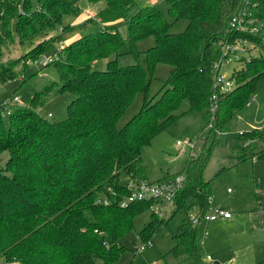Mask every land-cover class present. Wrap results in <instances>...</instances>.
I'll return each instance as SVG.
<instances>
[{"label":"trees","instance_id":"trees-1","mask_svg":"<svg viewBox=\"0 0 264 264\" xmlns=\"http://www.w3.org/2000/svg\"><path fill=\"white\" fill-rule=\"evenodd\" d=\"M79 1L0 0V40L10 36L12 22L24 45L45 38L63 26L65 16L75 15ZM104 1L106 7L98 13L103 29L76 38L65 47L63 57L50 64L58 68L60 83L37 93L32 108L15 107L8 115V127L0 106V161L4 153L9 155L5 164L0 163V264H117L127 252L122 241L134 231L136 218L153 204L121 207V200L130 195L122 176L131 182L148 181L143 151L179 121L185 102L190 112L202 117L203 130L212 123L213 70L222 56L218 26L223 10L230 17L241 0H166L174 21H188L180 33L171 32L172 23L158 6L141 7L130 15L136 0ZM253 3L255 18L264 21V0ZM122 21L128 27L127 40L118 29ZM150 37L155 45L143 53L146 67L140 62L121 63L124 56L135 53L138 42ZM236 37L258 44L261 55L244 58L231 75L235 87L219 92L211 130L215 134L230 130L264 78V38L249 33ZM59 39L52 37L36 47L35 57L55 50ZM102 61L105 69L98 67ZM160 64L168 65L171 73L155 100L150 98V75ZM55 89L75 95L68 118L59 123L37 112ZM139 94L145 95L140 112L118 128ZM251 135L245 132L240 138ZM210 156L209 149L206 155L187 160L181 172L187 180L172 215L191 198L201 212H209L214 189L205 171ZM253 158L264 160V149L238 160ZM168 224L153 212L140 237L149 242ZM200 228L190 219L179 227L172 251L179 264H214L201 254Z\"/></svg>","mask_w":264,"mask_h":264},{"label":"rangeland","instance_id":"rangeland-1","mask_svg":"<svg viewBox=\"0 0 264 264\" xmlns=\"http://www.w3.org/2000/svg\"><path fill=\"white\" fill-rule=\"evenodd\" d=\"M137 5L131 9L133 15L141 7L150 6L152 0H136ZM158 8L165 18L172 23L171 32L180 33L187 29L188 21H174L169 16V8L166 0H157ZM253 3V0H251ZM241 2H238L230 15H236L241 10ZM252 11H254V3ZM106 7L104 0L92 4L87 0H80L75 15L65 16L62 27L51 31L45 38H38L33 43L24 45L19 35L14 33L11 24L10 36H4L0 40V106L11 97L20 98L19 106L32 108L33 97L45 90L52 83H60L59 70L55 65H44L46 58H50L57 49L67 46L69 41L95 33L103 29L104 25L98 18V13ZM223 10L222 19L218 26V32L222 35L229 24V17H225ZM255 18V15H254ZM256 33L252 35L264 38V21L254 24ZM118 29L124 38L128 39V27L124 21L119 22ZM59 36L61 39L55 43L50 52H43L35 57L39 45H46L52 37ZM247 40V39H246ZM251 49L250 56L261 55L259 45L247 40ZM68 43V44H67ZM155 45L153 37L137 43L135 53L128 54L121 59L123 65L140 62L146 67L143 53ZM126 51H129L128 45ZM250 56L248 58H250ZM247 58V57H246ZM243 62L229 63L223 73L231 77L234 69L241 68ZM100 69H105L106 62L98 64ZM11 72V73H10ZM14 72L15 75H11ZM10 73V74H8ZM171 73L168 65H158L155 73L150 75L151 88L150 98L157 100L159 93ZM75 99L70 92H59L55 89L47 98L46 103L37 109V112L52 123L65 121L69 116L68 106ZM145 95L139 94L134 103L118 123V128H123L135 115H137L144 103ZM17 106H12L13 110ZM3 121L6 127L9 125V117L4 108H1ZM179 114H184L179 121L168 131L161 133L153 144L144 149L143 162L146 168L149 182L156 183L171 179L180 174L190 151L187 149L181 153L178 141H197V157L211 150L210 160L205 171V179L212 183L214 189L213 199L217 205L229 208L233 214V221L218 222L209 226V236L204 239L205 244L200 247L204 258L211 256L213 261L220 264H264V207L260 206L257 192L264 191V160L255 158L239 162L238 158H245L246 154H259L264 149V139L261 134L264 131V78L257 84L255 96L240 114L239 118L232 124L228 132H220L224 135L218 138V134L211 133L210 128L203 130L204 121L201 116L190 112L189 103L185 102ZM52 115V117H49ZM245 132H252L251 138H240ZM9 158L4 153L0 163L5 164ZM256 160V161H254ZM255 180H260L262 185L255 186ZM121 183L128 186L131 178L123 175ZM260 183V184H261ZM228 189L234 191L228 193ZM258 201V202H257ZM169 211L165 219L169 224L146 243L140 233L152 220L153 209L149 208L140 214L135 220L134 231L122 241L127 252L121 257L117 264H179L172 254L177 246L175 235L185 220L195 217L199 213V207L194 198H191L186 207L172 215ZM204 232V228H200ZM144 245L145 250L138 252L137 248ZM102 264V261L98 262ZM185 264V263H182Z\"/></svg>","mask_w":264,"mask_h":264},{"label":"built area","instance_id":"built-area-1","mask_svg":"<svg viewBox=\"0 0 264 264\" xmlns=\"http://www.w3.org/2000/svg\"><path fill=\"white\" fill-rule=\"evenodd\" d=\"M241 10L236 15H231L229 17V24L224 29L221 37V46H222V56L221 59L214 65L213 70V87L215 93L211 97V115L212 123L209 125L210 130L214 128L213 122L215 121L216 114L218 112V103H219V92L226 93L231 91L235 87V81L232 77L226 76L223 73V69L229 63L243 62L244 58L250 56L251 49L255 48L249 45L246 39H241L236 37L237 34L256 33L255 23H258L259 20L254 18V13L252 11V2L251 0H241ZM257 5L254 4V7ZM65 49V46L60 47L56 52L50 57L46 58L44 65L48 66L55 61L60 60L63 56L62 53ZM252 57V56H250ZM20 98L18 96L11 97L3 103L2 107L6 111L7 115H11L12 106H19ZM52 117V115H49ZM218 138L223 133L219 131L216 132ZM178 148L181 153L190 151V157H197L196 149L198 142L197 141H188L182 142L178 141ZM187 180V175L185 173H180L177 176L167 179L164 181L152 183L149 181L141 182H131L128 185L130 190V195L123 200H121V207H128L131 204L138 202H152L151 209L160 219L166 217V214L173 207L176 197L183 190L185 182ZM260 183V180H258ZM229 193L232 191L229 189ZM260 205L264 207V191L260 190L257 192ZM102 203L108 205L109 200L104 199ZM211 208L209 212L203 213L199 208V213L190 218V221L194 226H201L204 228V232H201L199 245L200 247L205 244L204 239L209 236V226L211 224L217 223L219 221H227L233 218V214L219 206L213 204V199H210ZM150 242V241H149ZM148 243V242H146ZM138 252H143L145 246L142 245L137 248ZM206 261L209 263H214L211 256L206 257Z\"/></svg>","mask_w":264,"mask_h":264},{"label":"crops","instance_id":"crops-1","mask_svg":"<svg viewBox=\"0 0 264 264\" xmlns=\"http://www.w3.org/2000/svg\"><path fill=\"white\" fill-rule=\"evenodd\" d=\"M152 2V4L151 5H155V6H158V4L156 3V2H158L157 0H152L151 1ZM76 39V38H75ZM75 39H73V40H75ZM73 40H71V41H69L68 43H70V42H72ZM67 43V44H68ZM254 161H256V160H254ZM260 183H261V181H260ZM259 182H258V180H255L254 179V184H255V186H259V185H262V183L260 184ZM229 190V189H228ZM229 193V192H228ZM234 193V191H232L231 193H229V194H233ZM258 196V195H257ZM258 201H259V198H258ZM257 201V202H258ZM260 203V202H259ZM213 204L214 205H216V206H219V205H217V203H216V200L215 199H213ZM261 206V205H260ZM219 207H222V206H219ZM262 207V206H261ZM222 208H224V207H222ZM224 209H226V210H228V211H230L231 212V210H229V208H224ZM172 210V207H171V209H170V211ZM232 213V212H231ZM234 217V216H233ZM230 221H233V218L232 219H230V220H227V221H219V222H230ZM218 223V222H217Z\"/></svg>","mask_w":264,"mask_h":264},{"label":"water","instance_id":"water-1","mask_svg":"<svg viewBox=\"0 0 264 264\" xmlns=\"http://www.w3.org/2000/svg\"><path fill=\"white\" fill-rule=\"evenodd\" d=\"M214 264H220L218 261L214 262Z\"/></svg>","mask_w":264,"mask_h":264}]
</instances>
